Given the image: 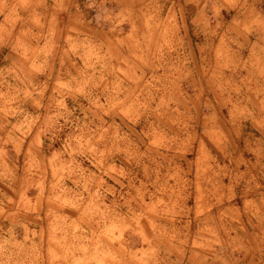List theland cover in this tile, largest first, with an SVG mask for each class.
<instances>
[{"label": "clouds", "instance_id": "1", "mask_svg": "<svg viewBox=\"0 0 264 264\" xmlns=\"http://www.w3.org/2000/svg\"><path fill=\"white\" fill-rule=\"evenodd\" d=\"M0 264H264V0H0Z\"/></svg>", "mask_w": 264, "mask_h": 264}]
</instances>
